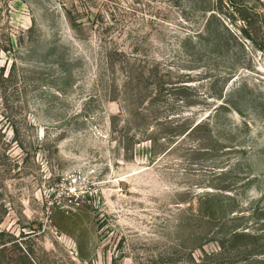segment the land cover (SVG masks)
Wrapping results in <instances>:
<instances>
[{"label": "rangeland", "instance_id": "obj_1", "mask_svg": "<svg viewBox=\"0 0 264 264\" xmlns=\"http://www.w3.org/2000/svg\"><path fill=\"white\" fill-rule=\"evenodd\" d=\"M179 12L169 0H0V43L14 44L0 70L26 77L0 99V264H154L161 250L187 260L193 241L208 264H264V54L225 88L238 110L208 119L221 102L203 75L152 105L145 84L130 108L112 82L121 66L184 67ZM187 112L206 120L176 146L169 117Z\"/></svg>", "mask_w": 264, "mask_h": 264}, {"label": "trees", "instance_id": "obj_2", "mask_svg": "<svg viewBox=\"0 0 264 264\" xmlns=\"http://www.w3.org/2000/svg\"><path fill=\"white\" fill-rule=\"evenodd\" d=\"M169 1L180 10L178 13L180 26L178 28L181 37L177 49L186 58L184 67L176 69L175 67L168 68L164 66L166 69H163L160 59L158 62L155 61L153 69H145L139 77H135L134 73L121 66L118 72H121L122 79L119 81L116 77L112 80L113 84L120 82V95L118 96L128 107L135 97L138 95L140 97L148 92L145 84L152 85L155 91L150 100L147 99L145 103L148 102L149 105H152L159 101L158 97L163 95L166 87L178 91L184 83L180 81L181 76H190L196 73L198 77L203 75L202 79L208 81L211 85L210 95L207 96L208 100L215 103L221 102V105H216L206 119L220 110L232 108L237 111L236 103L227 100L225 88L242 73L252 72L249 53L256 51L264 54V1ZM223 10L233 20L240 22L241 26L233 29L224 22L221 17ZM13 47L12 39L9 40L8 47H4L0 43V53H10L13 51ZM173 59L175 60V57ZM16 70L17 67L13 63L11 67H3L0 70V99H4V96L6 98V94L9 92V88L13 87L14 82L17 84L25 82L26 77L24 78V75L20 76V73ZM175 76L179 78L176 79ZM147 77L149 80H147ZM144 111L149 110L145 107ZM175 118L177 121L173 122L174 118L169 117L170 122L175 125L173 130L175 135H172V137L177 140L176 146L192 135L206 120L197 123V119L193 118V114L189 112L183 113V115L179 114ZM144 136L152 140L150 136H146V134ZM198 196V194H195L201 212L209 214L212 220L217 221L219 213L215 208L218 205L208 206L209 195ZM1 236L2 233L0 232ZM124 240L123 238L120 241V247L123 245ZM2 245L4 244H1L0 241V246ZM192 246L190 254L186 257L187 260L178 250L157 251L150 258L153 259L154 264H208V256L204 249L197 247L196 241H193ZM196 251L201 253L198 257L195 255ZM112 264H118L117 259H113Z\"/></svg>", "mask_w": 264, "mask_h": 264}]
</instances>
